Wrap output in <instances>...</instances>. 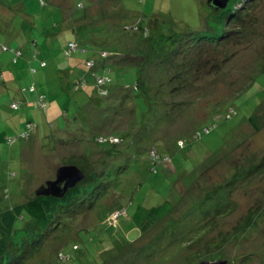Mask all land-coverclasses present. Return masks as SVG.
<instances>
[{"label":"rangeland","instance_id":"rangeland-1","mask_svg":"<svg viewBox=\"0 0 264 264\" xmlns=\"http://www.w3.org/2000/svg\"><path fill=\"white\" fill-rule=\"evenodd\" d=\"M121 1L126 10L148 19L145 25L150 30L157 18L159 30L173 22L183 23L195 29L194 35L216 38L225 29L206 0ZM44 2L42 6L39 0H0L1 43L23 48L24 38L32 34L36 40L44 33L59 38L58 48L48 52L40 49L39 57L47 62L46 68L35 66L37 70L31 75L25 69L26 63L21 67L28 79L18 83L20 93L5 94L0 88V212L32 199L40 185L55 178L60 166L77 163L83 167L101 158L102 151L92 136L82 142L72 139L81 138L82 130L61 131L66 122L64 115L71 119L79 112L81 124L91 119L85 126L97 134L131 129L132 102L126 101V110L111 112L98 124L92 114L77 107L97 94L92 79L88 77L84 91H72L70 80H60L54 66L56 60H65L61 45L68 33L63 25V2L76 17L83 11L95 14L100 6L109 4L103 0H94L92 5L89 0ZM78 2L82 8L76 7ZM21 3L29 8L21 9L28 15L26 22L21 10L16 9ZM250 9L248 15L256 24L250 38L236 35L239 40L234 47L215 49L216 60L211 62L218 64L220 73L204 77L211 72L202 67L199 80L191 79L192 84L181 86L173 99L185 100L186 107L175 119H160L157 98L152 93L133 94L135 130L130 131L126 143H115L130 153L129 161L124 162L132 169L91 181L88 190L99 192L92 207L72 217L65 229L49 231L19 264H199L218 259L227 260V264H264V0L256 1ZM111 12L106 21L122 19L114 8ZM28 48L29 44L24 49ZM101 49L111 52L110 47ZM24 53L26 59L33 54L32 49ZM92 54L75 56L84 61ZM11 58L10 52L0 50V63ZM19 62L23 66L24 62ZM13 66L11 69L20 73ZM110 76L114 89L138 82L134 68L111 66ZM152 79L170 78L153 73ZM32 85L36 86L35 93L28 91ZM39 94L46 98L44 110L37 104ZM168 97L172 99L167 96L165 100H171ZM12 99L21 101L19 110L11 108ZM165 121L169 124L162 123ZM27 124L32 125L26 132L29 136L25 137L24 132L19 137ZM142 126L153 133L141 135L138 130ZM16 137L19 139L9 145L7 140ZM154 145L160 159H168L156 165L157 173L150 172L149 154L157 156ZM119 166L118 161L114 162L111 169ZM110 177L112 182L107 183ZM99 183L106 186L94 190ZM164 202L168 203V212L163 218L150 215ZM145 227L151 228L143 233ZM60 251L63 259H58Z\"/></svg>","mask_w":264,"mask_h":264},{"label":"trees","instance_id":"trees-1","mask_svg":"<svg viewBox=\"0 0 264 264\" xmlns=\"http://www.w3.org/2000/svg\"><path fill=\"white\" fill-rule=\"evenodd\" d=\"M91 5L94 0H89ZM96 1V0H95ZM105 2V0H103ZM145 1V0H140ZM256 1L259 0H234L232 3H228L226 9L218 10V19L224 23L225 29L222 34L216 38H209L201 35H194L195 29L189 27L186 24H169L165 30L158 29L159 18L156 22L148 21L151 25V30L145 25V20H139L131 25H126L128 19L118 18L116 21H106L104 16L106 9L104 4L100 6L99 18L98 15L84 13L79 17H76L73 13L74 23H78L73 28L72 38L66 42L62 47V56L65 61L74 59L77 53H90L92 57L86 58L83 61L79 56L80 62L76 65L72 63V78L68 79L71 82V89L75 92L84 91L89 82L88 77L92 79V83L96 89V95L94 98H89L86 103L81 107L85 109V113L92 114L95 121L99 124L101 120L108 117L111 112L119 113L118 111L126 110V101L132 102L131 109V122L129 126L131 129L120 131L119 133L97 134L90 128H86L85 123L91 119H84L86 122L81 124V115L79 112L74 113L71 119H67L64 115V122L62 130H71L75 133L82 130L83 136L74 137L73 140L79 139L87 141L90 136L91 140L98 145V150L102 151L99 161L90 160L87 165L80 167L77 166L85 175L84 179L79 182L74 188L69 189L62 198H55L51 196H35L32 199L27 200L23 204H17L11 206L5 211L0 212V264H19L21 260L26 258L28 252L35 250L40 241H42L49 231L54 229H65L70 223L72 217H76L77 214H82L84 211L91 208L93 200L99 196L98 194L88 190L89 183L102 178L103 176L109 177L112 172L117 174L123 169H132L131 166L125 165L124 160L129 161V154L127 151L121 150L116 143H126V138H129L130 131H134V111L133 94L147 95L152 93L157 98V111L161 113L160 119L168 118L175 119L182 111V107H186L185 100L175 101L173 97L179 94L181 86L190 85L191 79L199 80V69L202 67L209 68L206 71H210L204 77L209 75H217L220 71L213 55H215V49L220 48L226 50V48L235 46L237 36H244L250 38L252 26L256 24L252 23L251 16L248 15L250 7H253ZM207 2V1H206ZM41 5H45L44 0H40ZM76 3L77 8L83 6ZM106 4V3H105ZM250 9V11H248ZM215 11V10H214ZM248 15V18L246 17ZM170 21V22H171ZM166 23V22H165ZM207 22L205 23V25ZM204 26V25H203ZM147 28V29H146ZM257 35L259 33H256ZM215 39V40H213ZM142 40V41H140ZM150 41L149 45H145L147 41ZM74 44L75 47L71 49L70 45ZM99 47H110L111 52L106 53L104 49L99 50ZM198 48V49H197ZM191 49L193 53L191 55ZM219 49V50H221ZM0 50L2 52H10L12 58L9 62L0 63V81L3 83L4 72H8L13 67H18L22 73L21 83L27 82L28 76L21 71V67L27 66L25 69L33 75L37 70L36 67L30 65L32 61H37L39 68H46L47 62L43 59H39L35 54H32L33 59L25 58L22 47L12 48L3 43L0 44ZM99 50V51H98ZM103 50V51H102ZM184 55L185 58L179 56ZM189 55V56H188ZM191 56V57H190ZM152 57V60H151ZM194 57V59H193ZM178 59V60H177ZM193 59V60H192ZM196 59V60H195ZM24 62L23 66L19 61ZM11 64L12 66L10 67ZM29 64V65H28ZM162 64V65H161ZM189 64L191 66H189ZM75 65V66H74ZM111 66L120 69L134 68L138 74V82L135 85H125L122 88L114 89L112 85V77L110 76ZM194 66V67H192ZM70 70V69H69ZM60 74L58 78L60 80L65 79L67 70H59ZM153 73L163 74L170 78L168 81H155ZM220 73V72H219ZM201 76V75H200ZM210 77V76H209ZM19 82V81H18ZM185 85V86H186ZM21 86V85H19ZM12 89H16L17 86H11ZM36 86H30L28 91L35 93ZM22 93V92H21ZM167 96H172L171 100H165ZM184 97V93L181 94V99ZM82 98L85 96L82 95ZM21 101L12 100L10 104L13 110H19L21 107ZM38 107L44 110L46 107V98L44 95L39 94L37 99ZM16 106L14 108L13 106ZM178 113V114H177ZM176 115V116H175ZM250 122H253V118H250ZM169 124V122H162ZM161 123V124H162ZM31 124H27L25 130L20 133L25 137L29 134L28 127ZM99 127V125H98ZM70 128V129H69ZM100 130V129H99ZM103 131H106L105 129ZM81 132V131H80ZM138 132L141 135L148 136L152 132V129H146V127H140ZM18 137V139H19ZM88 137V139H87ZM7 140L9 145L18 140ZM155 142V141H154ZM183 143L179 144L182 146ZM85 147V145H84ZM155 150L157 147L153 146ZM132 152V151H131ZM157 156L154 158L149 154V160L151 162L152 173H157L156 165L164 164L168 161L167 158L160 159L158 150ZM164 152V151H163ZM149 153V150H148ZM132 155V154H131ZM119 162V167L111 169L112 163ZM133 161H136L133 160ZM129 163V162H127ZM72 165V164H71ZM111 178V177H110ZM112 178L109 182L111 183ZM106 185L99 183L94 188H103ZM8 195L5 194V197ZM89 204V205H88ZM168 212V203L164 202L150 211V215H154L158 218H163ZM160 220V219H159ZM156 224V223H154ZM151 228V227H150ZM149 228V229H150ZM149 229L143 228L142 232L145 233ZM76 249V247H74ZM65 256L60 251L58 253V259H63Z\"/></svg>","mask_w":264,"mask_h":264},{"label":"crops","instance_id":"crops-1","mask_svg":"<svg viewBox=\"0 0 264 264\" xmlns=\"http://www.w3.org/2000/svg\"><path fill=\"white\" fill-rule=\"evenodd\" d=\"M133 1L134 0H125V3H127V2L132 3ZM105 3L109 4V6H105V9H106V11H104L105 12L104 13L105 17L110 16L112 14L111 9L114 8L116 11H118L119 13L122 14L121 18H123V19L133 20L132 22H137L139 20H143L144 19V16L139 15L138 12H134V11H131V10H126L123 7L124 1H121V0H105ZM63 6H64V14H63V22L64 23H63V25H64V30L68 33V35L64 34V36H63L64 37V41L62 42L61 47H63L66 44V42L70 40V38L72 36V33H73L72 32L73 28L76 27V25H78V23H76V22L74 23L73 13L70 10H68V8L65 6V2H63ZM111 6H113V8ZM108 7H111V8H109L110 10L108 9ZM22 8L25 9V10L29 9L27 7L26 3H21L19 5V7H17L16 9L17 10H21ZM36 8H37V4H35L34 9H36ZM26 11H22V10L19 11L21 15H24V17H23L24 19H22L24 22H26L28 20L27 19L28 15L26 14ZM97 15H98V18H99V16H100L99 15V11L94 14V16H97ZM12 20H13V17L9 19V23L11 25H12ZM56 36L57 35H55L54 33H44V36L41 37V39L39 38L37 40L35 39V36L33 34L30 37H25L24 38V42L22 43L24 45L23 52H26L29 49H32L33 54L36 53L37 57L39 59H42V58L39 57L40 56V52H41L40 49H42L43 52H48L50 49L52 50L54 48H58L59 47V45L56 44V42L58 41L59 38L56 37ZM65 39H66V41H65ZM0 44H1V42H0ZM27 44H29V48L28 49H24V48H26ZM37 44H42V46L41 45L38 46ZM24 56L26 58V55H24ZM78 57L79 56H75L74 59L71 60L72 63H74L75 65L80 62ZM27 59L31 60L32 58L30 56V57H27ZM72 63L70 61H65V60H56L54 66H55V68L57 70H61V71L62 70H67L66 75H64V76H65V79L68 80V79L72 78L71 76L73 74L72 73L73 71L71 70L72 69V67H71ZM30 65H32L34 67L38 66L37 61H32L30 63ZM21 74H22L21 72L17 73L14 70H10L8 72H4V79H3L4 81H3V83L0 82V88L4 91L5 94L9 93L10 95H12L11 92H14V91L18 92L19 91L18 89H15V88L12 89L11 86H17L18 85V83L21 81V78H20ZM19 93H20V91H19ZM18 96H19V94H16V97H18Z\"/></svg>","mask_w":264,"mask_h":264},{"label":"water","instance_id":"water-1","mask_svg":"<svg viewBox=\"0 0 264 264\" xmlns=\"http://www.w3.org/2000/svg\"><path fill=\"white\" fill-rule=\"evenodd\" d=\"M209 7L213 10L226 9L230 0H206ZM84 173L74 165L60 166L55 173V178L45 181L35 190L36 196H51L62 198L65 193L74 188L84 179ZM199 264H227V260L218 259L215 261H202Z\"/></svg>","mask_w":264,"mask_h":264},{"label":"built area","instance_id":"built-area-1","mask_svg":"<svg viewBox=\"0 0 264 264\" xmlns=\"http://www.w3.org/2000/svg\"><path fill=\"white\" fill-rule=\"evenodd\" d=\"M70 47H71V49H73V48L75 47V45H74V44H71V45H70ZM13 107H14V108H16V106H15V105H14ZM29 127H30V126H29ZM29 127H28V128H29ZM114 142L116 143L117 141H116V140H114Z\"/></svg>","mask_w":264,"mask_h":264}]
</instances>
